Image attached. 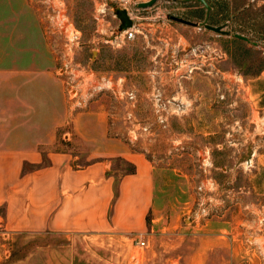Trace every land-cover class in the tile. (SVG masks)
Listing matches in <instances>:
<instances>
[{
  "label": "rangeland",
  "instance_id": "rangeland-1",
  "mask_svg": "<svg viewBox=\"0 0 264 264\" xmlns=\"http://www.w3.org/2000/svg\"><path fill=\"white\" fill-rule=\"evenodd\" d=\"M65 1L74 29L43 33L45 45L73 64L75 79L80 66L102 84L85 107L67 108L76 117L77 162L88 152L81 131L94 126L85 115L98 108L119 143L153 162L158 204L143 233H13L2 239L0 264H71L73 257L75 264H166L205 221L233 245L212 252L208 264H264V0H208L209 22L225 23L229 35L169 17L203 19L199 1L157 0L135 9L139 0H131V38L123 29L112 37L117 20L103 0ZM112 165L132 168L120 155ZM183 216L196 230L164 229Z\"/></svg>",
  "mask_w": 264,
  "mask_h": 264
},
{
  "label": "crops",
  "instance_id": "crops-1",
  "mask_svg": "<svg viewBox=\"0 0 264 264\" xmlns=\"http://www.w3.org/2000/svg\"><path fill=\"white\" fill-rule=\"evenodd\" d=\"M43 7L39 0H0V245L18 232L143 233L158 204L153 162L119 143L98 108L85 115L94 126L81 131L88 152L77 162L76 117L67 109L58 56L45 45L43 33L50 32ZM119 155L132 168H113ZM156 220L155 213L151 222ZM191 225L183 216L164 229ZM207 226L205 221L182 243L181 254L165 263L208 264L212 252L233 246Z\"/></svg>",
  "mask_w": 264,
  "mask_h": 264
},
{
  "label": "built area",
  "instance_id": "built-area-1",
  "mask_svg": "<svg viewBox=\"0 0 264 264\" xmlns=\"http://www.w3.org/2000/svg\"><path fill=\"white\" fill-rule=\"evenodd\" d=\"M115 2L116 4L114 6L126 8L133 20L131 26L123 29L124 37L131 38L134 36L136 31L134 24V14L130 8L131 0H115ZM42 3L44 4V7L42 8V14L47 21L46 29H48L49 32L52 33L56 32L55 30H62L64 33H70L73 31L74 28L72 22L68 21L67 13L64 9V6L66 5L65 0H42ZM100 3L103 7L105 6V8H108L111 15L117 20L114 25L110 26V33H115V35L112 37L116 38L118 35L117 33H119L121 28L119 27L120 20L113 11L114 6H111L107 0L100 1ZM135 9L141 8H137L135 6ZM105 14L106 12L101 10L96 15V18L100 20ZM112 37H109L106 40L111 41ZM78 68L79 76L75 79L74 67L70 61H59L56 66L57 73L63 78L64 81L66 102L70 110L85 107L89 103L90 99L94 96L97 88L102 86L101 83H95L92 78H89L92 73H88L84 67L79 66ZM198 188L202 189V185H199ZM202 210H205V207H203ZM139 245L142 247L146 245L145 240L140 239Z\"/></svg>",
  "mask_w": 264,
  "mask_h": 264
},
{
  "label": "water",
  "instance_id": "water-1",
  "mask_svg": "<svg viewBox=\"0 0 264 264\" xmlns=\"http://www.w3.org/2000/svg\"><path fill=\"white\" fill-rule=\"evenodd\" d=\"M156 1L157 0H139L136 2V7L137 8H145L147 6L154 4ZM186 1H191V0H186ZM196 1H199L206 9L203 19L196 21V20H191L189 18H185L183 16L176 15V14H170L169 17L173 20H176V21H179V22H182L185 24H189V25H193V26H199V27H205L207 29L213 30V31L218 32V33L226 34V35L231 34V31L229 29L225 28V25H226L225 23L212 24L211 22H209V13H210L212 6L208 2V0H196ZM113 11L116 13L117 17L120 20L119 27L121 29H125V28L132 25L133 20L130 17L126 8L120 7V6H114ZM232 35L236 38L242 39V40L247 41L249 43H252L254 45L257 44L256 40L251 39L250 37H248L244 33L234 31L232 33Z\"/></svg>",
  "mask_w": 264,
  "mask_h": 264
}]
</instances>
